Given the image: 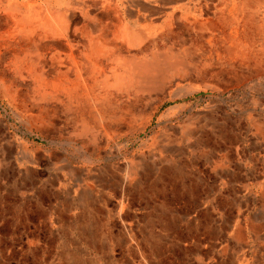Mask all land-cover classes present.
Here are the masks:
<instances>
[{
  "label": "rangeland",
  "instance_id": "obj_1",
  "mask_svg": "<svg viewBox=\"0 0 264 264\" xmlns=\"http://www.w3.org/2000/svg\"><path fill=\"white\" fill-rule=\"evenodd\" d=\"M28 1L5 0L9 13L0 29V264H264V82L213 86L173 80L138 108L150 102L147 115L135 112L115 122L114 113L136 105L142 94L135 80L116 81L108 73L106 92L102 80L89 79L79 55L87 50L74 31L86 23V14L92 16L87 4L35 0L50 9L75 7L68 31L55 38L40 29L39 17L33 20L37 28L19 18ZM31 30L42 36H36V46L23 44L38 50L34 68L31 57L14 61L15 34ZM68 44L74 45L80 78L65 61ZM55 53L64 58L61 70L70 67L68 81H56L57 89L50 61ZM27 75L37 81L34 99L30 84L19 81ZM171 88L176 96L165 97ZM90 101L100 124L87 107ZM212 103L218 105L216 128L225 144H256L245 156L235 148L225 151L223 188L201 169L206 153L189 158L197 151L188 146L196 115H205ZM174 104L185 107L163 119ZM82 108L84 114H77ZM81 118L91 123L94 138L83 132ZM204 131L212 147V133L208 138ZM161 142L178 153L162 151Z\"/></svg>",
  "mask_w": 264,
  "mask_h": 264
},
{
  "label": "crops",
  "instance_id": "obj_2",
  "mask_svg": "<svg viewBox=\"0 0 264 264\" xmlns=\"http://www.w3.org/2000/svg\"><path fill=\"white\" fill-rule=\"evenodd\" d=\"M79 1L82 6L87 4L89 14L99 19L105 29L108 31L114 30L119 35L118 39L125 48L132 46L133 50V46H136L137 43L135 39L126 43L123 38H120L123 35V23H127V29L130 27L131 37L134 38L136 37L135 31L145 30L149 39V52L163 49L169 41L174 40L167 53L170 52L172 57L180 56L183 62L181 61L177 67L179 66L180 69L184 67V73L178 79H173L177 82H182L183 78L189 80L190 83H206L213 86L220 83L239 84L246 82V80H252L251 83L258 84L264 82V0ZM79 1L77 0L76 3L80 4ZM8 13L5 0H0V29H3L4 20L8 17ZM124 34L129 37L127 31ZM153 40L156 42L157 47L152 46L151 42ZM48 42L49 40L45 42V51L49 49ZM237 48L240 50L242 48L245 52H240ZM183 64H186V68ZM212 70L216 73L208 75V72ZM203 71L206 72V76L202 75ZM19 81L20 83L30 84L28 96L34 99V93L35 90L37 91L38 85L33 76H24ZM249 89L251 90V88ZM175 93L176 91L171 88L170 95H166L168 91L164 95L171 98L176 96ZM45 98H49V95L45 94ZM212 101H216V99H212ZM148 104L150 102L144 108L129 114L137 112L146 113L147 115L149 111ZM212 104L214 105L213 108L203 110L207 112L205 115H196L197 125L195 128L192 127L195 135H193V140H190L188 146L197 151L193 152L189 158H196L194 155L197 152L202 156L206 153L208 157L205 159L206 161H203L201 169L207 170L211 174L207 180L210 178L220 179L221 181L218 184L223 188L225 187V151L235 148L239 153H242V156H245V150H256V144H249L248 146L245 143L241 144L240 141H235L237 142L236 146L225 144V137L222 139V135L218 134L220 128L218 130L216 128L221 123V119L216 115L218 105L216 103ZM184 107L185 104L169 106L164 110L163 119L168 118ZM30 110L35 111L34 108ZM209 115H214L213 124L208 121ZM204 130L208 131V138L209 133H212V147L209 146V140H204L206 135ZM177 141L179 143V140ZM159 146L162 151L163 149L177 153L179 151L170 149L166 144L163 145V142ZM208 192L213 193L212 190L204 193L207 194ZM239 248H241V245H239Z\"/></svg>",
  "mask_w": 264,
  "mask_h": 264
},
{
  "label": "bare ground",
  "instance_id": "obj_3",
  "mask_svg": "<svg viewBox=\"0 0 264 264\" xmlns=\"http://www.w3.org/2000/svg\"><path fill=\"white\" fill-rule=\"evenodd\" d=\"M74 5H76V4H74ZM76 6L77 7L79 6V8H81L80 4H77ZM23 7L26 9V11L22 16H19V18L21 20L25 21L26 23H29L30 24L29 26H31V28L32 27L37 28L38 23L33 22V20H34L35 16L39 17L38 21L40 22V24L43 25L40 29L44 33H49L51 36H55V38L64 36L63 32H65L68 29V25H69L68 23L70 22V19L73 17V14H74L72 12V9L75 10V7H72V5H70V4L68 6L65 4L61 9H58V8H51L50 9V8L44 7L43 5L38 4L37 2H35V0H29L28 3L24 4ZM34 7H35V9H34ZM83 13L86 14L85 12H81V14H83ZM87 19H89V21H87ZM85 21H86V23L82 27H79V28L76 27V28H74V31L79 33L80 37L84 41L83 42V45H84L83 48L85 50H87L84 52H80L79 55L81 58H83L82 61H84L86 66H87V73L86 74L88 75L89 79H91L92 81H95L96 79L102 80V82H101L102 88L106 92H107V90L110 89V85H111V84H109L110 76L113 77V79L116 81L122 80L124 78H126L125 79L126 81L135 80L134 82L137 84V87L139 90L138 92H140L142 94L140 96L139 100L136 102L137 103L136 105L133 104V105L129 106L123 112L120 111L121 110L120 109L114 113L113 118H114L115 122H120V121L122 122L125 119V116L130 115L129 113L139 110L138 109L139 107H142L146 103V101L148 102V99H151V95H154L153 93H157V94L164 93V90L166 88H170V86L173 82V79L179 78L181 76L182 69H184V67H182V69H180V67L179 66L177 67V65L179 63H181L182 59L180 58V56L179 57H175V56L172 57L170 55V52L167 53V51L172 47L174 41H169L168 45L165 46L163 49L154 50L152 52H149V49H148L149 39H148V34H146L145 30L140 29V30L135 31L136 37L134 38V37H131L132 32H131L130 27L128 26L129 28L127 29V23H123L124 30L122 33L123 35H121L120 38H123L126 41V43L132 42L135 39L137 45L133 46V50H132V46L125 48L123 46V44L121 43V41H119V39H118L119 35H117L114 32V30L108 31L107 29H105L104 26L101 24L100 20L97 19L96 17L88 16L86 14ZM47 28H48L49 32H45ZM22 31H19L15 34L17 36L19 35L18 38H13V42H17V43H15L16 49L19 50V51H15L13 49L17 53L14 61H15V63H18V62L22 61V58L31 57V61L28 63V65L30 67L34 68L35 66L40 64V61H39L40 55L38 53V50L36 48L34 50L29 51V49H24L23 44H26V45L32 44V45L36 46L37 45L36 44V36H37V38L39 37L40 39L42 38V36H40V35L34 36V34H32V30L28 31V32H22ZM125 31H127V35L129 37L125 36V34H124ZM34 32H35V30H34ZM60 40H62V39H60ZM151 44H152V46H156V42H154V40L151 42ZM0 45H1V43H0ZM73 46L74 45H72V44L67 45V51L65 52L64 57H65V61H68L74 67V72H75L76 77L80 78V74L78 72L79 71V64L77 65L78 61L75 58L74 50L72 48ZM237 49L240 50L239 48H237ZM240 52H245V50H243L241 48ZM12 55H13V53H12ZM21 55H23V57ZM12 59H13V57H12ZM45 59H46V57H45ZM63 60H64V58H62V56L60 54H56V53L52 54V57L50 59L51 66L53 67L52 73L54 71V74H55L54 82H53L55 89H57L55 86L56 81H58V80L68 81L67 74L70 71V67L66 68L65 71L61 70L60 67H61V64L64 63ZM65 64H66V62H65ZM185 65L183 64V66H185ZM75 67H76V69H75ZM185 68H186V66H185ZM81 69H82V67H81ZM3 71H4V69H3ZM119 72H121V74ZM108 73H110V76H108ZM11 77H12V75H11ZM2 80H3V78H2ZM17 87H18V84H17ZM88 87H90V86H88ZM135 87H136V85H135ZM84 89H85V87H84ZM87 92H88V90H87ZM17 96H18V94H17ZM164 96H162V98L161 97L156 98L158 101V105L163 102ZM54 98H56V97L54 96ZM80 102H81V100H80ZM91 102L92 101H90L89 103H86L88 105L87 107H89V110L94 111L93 113H95V114L92 115L93 120L100 124L99 117L96 115V112H95L96 106H95V104L93 105ZM154 102H155V100H154ZM55 106H54V108H55ZM40 108L38 107V109H40ZM47 108L48 107H46L45 109H47ZM97 109H98V107H97ZM109 109H111V108H109ZM83 110H85V109L82 108L80 111H78L77 114H80V113H81V115L84 114ZM86 120H87V118H81V128H82V130H84L83 132H85V133L90 132L92 134V135L90 134L91 138H94V135L91 131L93 128L92 129L90 128L89 124L87 123L88 120L87 121ZM108 125H110V124H108ZM101 131H103V130H101Z\"/></svg>",
  "mask_w": 264,
  "mask_h": 264
}]
</instances>
